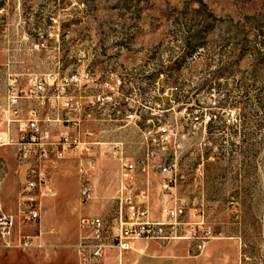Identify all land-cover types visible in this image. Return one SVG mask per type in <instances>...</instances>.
<instances>
[{
  "label": "rangeland",
  "instance_id": "1",
  "mask_svg": "<svg viewBox=\"0 0 264 264\" xmlns=\"http://www.w3.org/2000/svg\"><path fill=\"white\" fill-rule=\"evenodd\" d=\"M10 82L44 83L43 115L81 145L52 168L41 220L19 228L36 247L0 246V264H264V0H0V98ZM127 195L158 221L188 206L162 238L82 262L79 218L111 220Z\"/></svg>",
  "mask_w": 264,
  "mask_h": 264
},
{
  "label": "built area",
  "instance_id": "2",
  "mask_svg": "<svg viewBox=\"0 0 264 264\" xmlns=\"http://www.w3.org/2000/svg\"><path fill=\"white\" fill-rule=\"evenodd\" d=\"M46 94L44 83L26 92L10 82L0 98V246L5 249L31 250L36 247L33 236L21 238L19 228L41 220L42 202L58 195L52 182V168L80 149L79 137L68 131L54 132L52 123L62 122L59 115L53 120L49 114L43 115L49 103ZM8 147L14 149L20 184L14 197L17 203L15 211L6 210L2 197L3 183L10 170L4 154ZM93 162V159L88 160L89 165ZM123 166L129 173L135 171L134 164L124 163ZM157 167L171 170L162 165ZM82 176L79 199L81 204H85L93 198L94 186L89 170H83ZM147 198L137 197V201L128 195L121 198L118 212L115 217L111 215V220L101 215H82L79 218V243L76 245L79 259L82 262L99 260L108 248L129 247L130 242L123 240L160 239L165 226H175L188 206L186 200H181L179 205L163 211L167 221H158L151 217Z\"/></svg>",
  "mask_w": 264,
  "mask_h": 264
},
{
  "label": "trees",
  "instance_id": "3",
  "mask_svg": "<svg viewBox=\"0 0 264 264\" xmlns=\"http://www.w3.org/2000/svg\"><path fill=\"white\" fill-rule=\"evenodd\" d=\"M195 48H197V46H195Z\"/></svg>",
  "mask_w": 264,
  "mask_h": 264
}]
</instances>
